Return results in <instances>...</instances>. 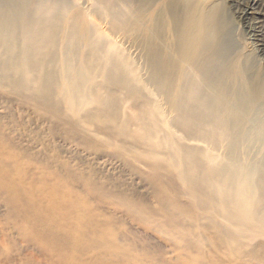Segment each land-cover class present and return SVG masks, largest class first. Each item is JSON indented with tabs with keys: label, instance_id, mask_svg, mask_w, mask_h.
<instances>
[{
	"label": "bare ground",
	"instance_id": "1",
	"mask_svg": "<svg viewBox=\"0 0 264 264\" xmlns=\"http://www.w3.org/2000/svg\"><path fill=\"white\" fill-rule=\"evenodd\" d=\"M0 0V264H264V0Z\"/></svg>",
	"mask_w": 264,
	"mask_h": 264
},
{
	"label": "rangeland",
	"instance_id": "2",
	"mask_svg": "<svg viewBox=\"0 0 264 264\" xmlns=\"http://www.w3.org/2000/svg\"><path fill=\"white\" fill-rule=\"evenodd\" d=\"M224 3L226 4L227 9L229 12L235 16L236 8L235 7V0H224ZM262 65L264 66V63L262 62Z\"/></svg>",
	"mask_w": 264,
	"mask_h": 264
}]
</instances>
